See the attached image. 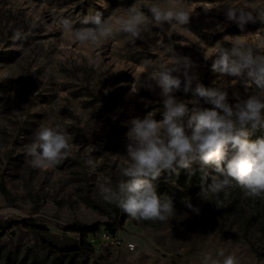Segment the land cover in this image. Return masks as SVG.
<instances>
[{"label":"rangeland","instance_id":"obj_1","mask_svg":"<svg viewBox=\"0 0 264 264\" xmlns=\"http://www.w3.org/2000/svg\"><path fill=\"white\" fill-rule=\"evenodd\" d=\"M148 3L0 0V264H201L204 253L215 256L221 249L235 255L239 264H264V199L246 198L233 182L226 192L210 196V202L203 200L201 186L211 184L216 174L211 166H204L206 179L201 166L191 182L194 162L187 169L163 170L154 181L158 196L174 205L176 214L167 222L134 220L99 194V182L108 178L115 186L119 179L120 158L115 155L127 154L130 120L148 112H155L158 121L163 118L160 89L138 87L140 77L146 78L141 75L142 61L161 58L162 45H171L198 65L195 71L206 87H227L229 103L234 105V93L244 99L250 92L233 78L221 79L214 73V57L206 61L204 50L210 53L219 44L227 47L224 37L236 35L264 47V25L249 22L242 32L226 17L227 5L264 9V0H184L192 13L187 29L149 25L150 31L134 44L120 34L97 48L80 45L60 26L63 19L75 23L97 12L115 19L132 5L147 13ZM18 31L22 39L16 40ZM174 95L192 99L182 88ZM41 125H61L81 151L73 150L51 169L33 168L24 145ZM261 133H251L249 140ZM90 144L96 149L94 171L84 162L83 148ZM186 199L200 209L199 214L186 207ZM121 215L125 221L117 234L135 242L134 249L98 239L93 252L81 257L63 254L80 246L79 233L67 226L112 222Z\"/></svg>","mask_w":264,"mask_h":264},{"label":"clouds","instance_id":"obj_2","mask_svg":"<svg viewBox=\"0 0 264 264\" xmlns=\"http://www.w3.org/2000/svg\"><path fill=\"white\" fill-rule=\"evenodd\" d=\"M191 14L184 0H149L147 13L132 5L115 19L112 14L105 18L97 12L75 23L63 19L60 26L76 43L97 48L120 34L134 44L150 31L149 25L163 28L167 23L171 26L169 31L187 29L184 26ZM226 17L236 22L242 32L249 22L264 25V9L253 4L227 5ZM243 36H225L229 46L219 44L210 53L206 49L203 53L206 61L214 57L211 69L221 79L231 77L250 92L244 99L234 93L237 101L234 105L229 103L227 87L222 84L206 87L195 71L198 65L190 57L175 52L171 45H162L161 58L142 61L141 75L146 74V78L140 77L138 87L160 89L163 118L158 121L155 112H148L143 118L130 120L125 134L127 154L115 155L120 158L116 169L119 179L115 186L108 178L97 185L105 202L115 204L137 221L167 222L176 214L174 205L170 199L158 196L154 181L163 170L187 169L194 162L202 166V179L209 176L204 166H211L216 173L211 176V184L201 186L199 196L203 200L210 202V196L226 192L233 182L246 198L264 199V135L249 140L251 133L264 132V47L249 44ZM14 39H22L19 31ZM181 88L185 94L191 93L192 99H177L174 93ZM201 100L213 107H201ZM72 140L61 125H41L34 138L24 145V154L31 158L33 168L51 169L69 158L73 150L81 151V145ZM95 150L91 144L83 148L85 165L92 171L96 168L92 155ZM184 202L188 209L199 214L200 209L190 199ZM216 204L218 207L219 199ZM201 264H239V261L221 249L215 256L204 253Z\"/></svg>","mask_w":264,"mask_h":264},{"label":"trees","instance_id":"obj_3","mask_svg":"<svg viewBox=\"0 0 264 264\" xmlns=\"http://www.w3.org/2000/svg\"><path fill=\"white\" fill-rule=\"evenodd\" d=\"M261 134L264 135V132H262ZM257 136H258V134H255L252 137V139H250V141L256 140ZM193 165H194L193 172H190V175H189V178H190L191 182L194 181V178L197 177V173L199 171V168L201 167L199 162H195ZM2 189L5 190L4 187H2ZM124 221H125L124 220V215H121L119 218H115L114 221H112V222L97 223V224H94V225H86V226H82V225H79V224H73V225L67 226V228H66L67 230L79 233V235H80V246L67 249V250H65V252L63 254L66 255V256L81 257L86 252L87 253L93 252L94 251V246L90 242V235L91 234H96L97 232L101 231L102 224H105L106 228L108 230H110L112 232H116L118 227L122 226L124 224Z\"/></svg>","mask_w":264,"mask_h":264},{"label":"built area","instance_id":"obj_4","mask_svg":"<svg viewBox=\"0 0 264 264\" xmlns=\"http://www.w3.org/2000/svg\"><path fill=\"white\" fill-rule=\"evenodd\" d=\"M90 239L92 240L91 243L93 245H95L94 242L99 239L107 244L109 243L116 247L126 246L130 250L134 249L136 245L135 242L125 241L121 239L118 236L117 231L112 232L107 228L101 229V231L97 232L96 234H91Z\"/></svg>","mask_w":264,"mask_h":264}]
</instances>
